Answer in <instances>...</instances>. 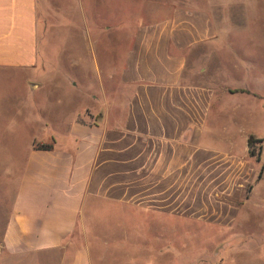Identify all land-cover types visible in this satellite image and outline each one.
<instances>
[{"label": "crops", "instance_id": "obj_1", "mask_svg": "<svg viewBox=\"0 0 264 264\" xmlns=\"http://www.w3.org/2000/svg\"><path fill=\"white\" fill-rule=\"evenodd\" d=\"M112 1L0 0V80H21L9 119L0 88V120L10 136L34 121L49 132L47 139L31 137L24 149L13 199L4 204L0 264H93L79 237L86 210L99 209L173 227L177 220L198 222L222 234L219 264H264V198L260 205L255 199L264 195V163L248 142L261 139L264 157V136L246 132L240 150L223 120L213 118L217 103L222 110L239 95L258 98L264 111L263 96L244 84L234 87L244 91H230L194 81L190 62L204 54L199 49L221 45L209 8L177 6L157 20L113 23L102 19ZM61 32L73 35L72 46L56 42ZM73 46L80 50L70 51ZM54 47L80 73L68 84L80 87L85 79L91 101L56 120L33 97L47 92L50 78L62 79L59 71H41ZM200 71L209 75L210 67ZM11 165L5 174L16 173ZM253 223L260 234L248 233ZM175 240L155 250L169 256L156 264H193Z\"/></svg>", "mask_w": 264, "mask_h": 264}, {"label": "rangeland", "instance_id": "obj_2", "mask_svg": "<svg viewBox=\"0 0 264 264\" xmlns=\"http://www.w3.org/2000/svg\"><path fill=\"white\" fill-rule=\"evenodd\" d=\"M177 6L209 8L222 33L221 45L218 48L212 49L208 46L199 49V52L203 51L204 54L200 56V52L196 60H191L190 70L194 71V81L210 80L220 88L230 91L239 89L244 91L242 88H234L244 84L264 98V0H113L107 9L108 16H103L102 19L113 23H132L134 19L149 22L169 15L171 9ZM126 13L129 14L125 15ZM82 33L76 32V36L82 37ZM72 36L69 32H63L57 37L56 42L72 46ZM112 37L111 41L114 43L118 37ZM52 49L51 61L41 66V71H59L62 79L50 78L49 83L52 85L48 87L47 92L33 97L35 100L47 103L48 114L56 120L76 114L77 110L89 105L91 101L87 90L89 85L85 79H82L83 85L80 87L68 84L69 77L79 76L80 73L76 71V67L71 66L67 57H62L64 49L62 47ZM68 49L75 53L76 49L80 50L74 46ZM58 52H60L59 57ZM98 59L103 64L104 46L98 47ZM202 66L210 67L209 75H201ZM58 81L61 86L55 88L54 82ZM20 82L19 78L0 80V88L5 89L3 91L5 98L1 104L6 107L5 117L8 119L15 112L13 106L19 97ZM222 106L223 109L219 110L217 103L213 118L223 120V125L229 129V135H235V142L240 150L245 148L246 132L264 136V111L259 109L258 98L239 95L227 98ZM5 130L7 128L4 126V120H0V241L5 227L4 214L8 210L4 204H9L13 199L14 190L18 185L17 173L24 161V149L28 140L31 137L47 139L49 136L48 129L35 121L26 128H17L15 136H10ZM35 143L40 145L41 142L35 140ZM262 145L263 143H255L250 148L259 153L261 165L264 163V157L261 155ZM8 163L12 164L11 167L15 168L16 173L5 174L4 166ZM263 198L264 195L258 194L255 197L259 200V205ZM99 210L94 214L86 210V233L85 236L81 233L82 238L79 237L88 242L93 264L167 262L169 256H160L155 250H159L174 236L176 249L187 252V255L182 256L183 260H189L193 264L221 263L217 253L222 250L224 240L216 229H201V224L198 222L185 223L182 220H177L175 227L147 219L137 222L130 219L129 215L126 218L125 214ZM261 231L262 229L255 223L248 229L250 235H258ZM147 250H151L152 253H148ZM247 258L237 257L238 260Z\"/></svg>", "mask_w": 264, "mask_h": 264}, {"label": "trees", "instance_id": "obj_3", "mask_svg": "<svg viewBox=\"0 0 264 264\" xmlns=\"http://www.w3.org/2000/svg\"><path fill=\"white\" fill-rule=\"evenodd\" d=\"M236 91H243V90H236ZM262 140L261 139H257V138H254L253 136H250L249 137V140H248V142H249V145H250V147H252V145H254L255 143H258V142H261ZM39 147H42V148H45V149H47V148H49L50 146L49 145H41V146H39ZM250 154L252 155V156H256V158H257V160H260V155H259V153H256V150L255 149H251L250 150ZM263 168H264V165H263ZM262 171H263V169L261 170V172H260V176L262 175Z\"/></svg>", "mask_w": 264, "mask_h": 264}]
</instances>
